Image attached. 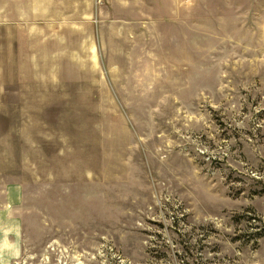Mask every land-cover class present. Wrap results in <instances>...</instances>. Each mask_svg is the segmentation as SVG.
Returning a JSON list of instances; mask_svg holds the SVG:
<instances>
[{
	"label": "rangeland",
	"instance_id": "1",
	"mask_svg": "<svg viewBox=\"0 0 264 264\" xmlns=\"http://www.w3.org/2000/svg\"><path fill=\"white\" fill-rule=\"evenodd\" d=\"M0 212L11 264H264V0H0Z\"/></svg>",
	"mask_w": 264,
	"mask_h": 264
},
{
	"label": "crops",
	"instance_id": "2",
	"mask_svg": "<svg viewBox=\"0 0 264 264\" xmlns=\"http://www.w3.org/2000/svg\"><path fill=\"white\" fill-rule=\"evenodd\" d=\"M13 223L10 227L4 223V214L0 212V264H11L19 251V229ZM14 231V232H12Z\"/></svg>",
	"mask_w": 264,
	"mask_h": 264
}]
</instances>
